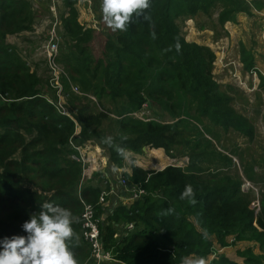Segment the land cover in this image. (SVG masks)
<instances>
[{
  "label": "trees",
  "instance_id": "trees-1",
  "mask_svg": "<svg viewBox=\"0 0 264 264\" xmlns=\"http://www.w3.org/2000/svg\"><path fill=\"white\" fill-rule=\"evenodd\" d=\"M35 2L0 0V240L27 235L22 229L23 223L39 211V205L53 203L73 213V228L80 237L78 243L74 242L73 251L80 264H85L90 259V250L81 233L80 197L96 206L97 216L104 211L97 205L99 194L95 189H84L81 196L77 194L83 168L71 158L75 152L69 144L76 124L49 103L50 99L55 100L49 79L38 71L31 72L8 43L10 36L30 30L36 17ZM253 9L262 10L264 4L260 5L259 0L251 3L246 0H150V8L144 15L150 16L151 22H146L143 16L134 17L126 31H111L100 58L91 52L92 31H86V40L78 38L68 48L69 52L63 53L75 84L69 80L81 92H93L104 111L111 109L102 104L103 100L118 101L113 113L119 120L115 134L105 126L110 116L102 110L85 112L83 102L90 99L74 96L71 83L62 78L69 110L81 129L79 143L91 142L107 150L110 163L117 168L123 166V156L114 150L117 146L134 151L148 146L170 153L181 143V121L163 125L151 121L141 123L125 116L141 111L149 100L168 107L177 116L172 109L176 107L173 84L186 97L199 102L202 114L211 111L219 116L221 106L229 103L211 79L214 54L207 47L187 43L180 23L200 14L212 18L213 12L219 11V22L224 25L239 14L249 15ZM68 17V14L63 16L60 32L73 38L76 32L81 33L82 27L76 14L65 19ZM203 28L201 25L200 29ZM177 43L179 51L175 47ZM229 122L226 119L223 125L227 127ZM236 127L241 131L243 126ZM243 131L247 129L243 127ZM106 137L112 138V145L104 143ZM154 153L160 156V152ZM123 178L147 195L129 208H116L101 225L105 249L113 251L119 264H182V258L191 256L207 261L217 253L211 241L213 237L220 248L240 242L258 244L261 255H255L251 249L238 254L245 264L264 263V193L256 213L239 190L225 185L216 176L204 180L175 166L158 172L133 166L132 173H124ZM188 184L195 190V203L180 199ZM169 208L174 212L162 215ZM131 222L136 223V231L115 239L118 225ZM229 238L234 241L230 243ZM211 264L238 263L220 255Z\"/></svg>",
  "mask_w": 264,
  "mask_h": 264
},
{
  "label": "rangeland",
  "instance_id": "rangeland-1",
  "mask_svg": "<svg viewBox=\"0 0 264 264\" xmlns=\"http://www.w3.org/2000/svg\"><path fill=\"white\" fill-rule=\"evenodd\" d=\"M246 1L251 3L255 0ZM29 2L36 3V6H33L36 17L30 30L10 36L8 43L12 45L13 50L31 69V72L38 71L45 79H49L50 87L52 71L47 61V48L52 39L53 24L57 20L60 25L55 39L61 48L57 65L62 78L72 80L71 73L66 67L69 61L64 55L69 52L70 46L78 42V38L86 40L84 36L86 31H92L90 44L92 54L97 58L102 57L106 37L112 30L102 20L100 0H60L56 4L57 17L54 16L50 0H29ZM259 2L260 5L264 4V0ZM70 4H73L71 8ZM219 13L214 11L212 18L200 14L193 20H187L180 25L187 43L207 47L214 54L211 79L217 84L219 94L229 104L221 106L219 116L213 115L211 111H207L204 115L200 112L199 102L195 98L186 97L182 89L173 84L171 86L174 94L173 105L176 107L172 109L176 110L177 116H173L168 107L165 108L152 100L146 103V110L150 114L147 118L154 123L166 125L181 121L180 145L170 153L163 148L145 146L143 149L146 152L143 149L137 151L127 149V154H136L137 161L143 167L149 168L146 171L158 172L168 166H175L184 172L203 177L204 180H209L210 176H216L225 185L228 184L235 191L239 190L241 196L250 204V208L258 213L264 193V9H253L249 15L246 14L247 17L240 14L234 21L224 25L219 22ZM67 14L70 17L65 19H71L73 14H76L77 21L82 27L81 33L77 35L76 32L73 38L60 32L62 18ZM201 25H204L202 30ZM69 82L71 83L70 80ZM74 84L71 83L73 92L75 88H78ZM51 90L54 91L52 87ZM86 92L88 93H83L79 89V94L74 95L90 99V102H83L84 111L97 113L102 110L110 116L105 126L116 134V123L119 118L113 111L118 106V101L111 103L108 99L103 100L102 104L112 112L104 111L97 98L91 94L93 92ZM65 98L69 107L68 96L66 95ZM142 113L141 110L126 114L125 117L148 123L140 117ZM226 119L230 121L227 127L223 125ZM239 124L248 132L243 131V127L241 131L238 130L236 126ZM80 132L81 129L79 134ZM104 151L108 155V151ZM154 152H160V156ZM124 159L123 156L122 163ZM158 159H163V163H160ZM104 190L108 191L109 185L104 186ZM211 241L217 248V253L212 254L206 264H211L220 255L226 256L235 263L245 264L244 258L240 257L238 252L248 249L257 256L261 255L259 245L256 243L240 242L235 246L220 248L216 245L214 237ZM233 241V238H229L230 243ZM190 258L195 259L194 256ZM85 264L88 263L85 262Z\"/></svg>",
  "mask_w": 264,
  "mask_h": 264
},
{
  "label": "clouds",
  "instance_id": "clouds-1",
  "mask_svg": "<svg viewBox=\"0 0 264 264\" xmlns=\"http://www.w3.org/2000/svg\"><path fill=\"white\" fill-rule=\"evenodd\" d=\"M149 8L150 0H100L102 20L114 32L126 31L134 17L143 16L150 23L151 17L144 15ZM152 38H156L154 31ZM175 47L180 50L179 43ZM104 143L112 145V138L106 137ZM116 150L126 157V149L117 146ZM180 199L195 203L191 184L185 185ZM173 212L174 209L169 208L162 215ZM22 229L27 235L0 240V264H80L73 251L74 242L78 243L80 237L73 228V213L69 209L44 202L39 205V211L23 223ZM182 264H206V261L203 257H184Z\"/></svg>",
  "mask_w": 264,
  "mask_h": 264
},
{
  "label": "built area",
  "instance_id": "built-area-1",
  "mask_svg": "<svg viewBox=\"0 0 264 264\" xmlns=\"http://www.w3.org/2000/svg\"><path fill=\"white\" fill-rule=\"evenodd\" d=\"M60 0H50L52 4V9L55 13L54 16L57 17V7L56 4ZM59 22L58 20L56 23L53 24V32H52V39L50 40L47 48V61L49 64V67L52 71V78H51V87L54 89L55 94V100H49V103L52 104L57 111L68 118H70L75 124H76V132L73 135V137L70 140V147L75 152L72 155V159L76 161L77 163H80L83 168V177L86 176L88 172V156L86 154L87 150L84 147V144H81L78 142L79 140V130L80 127L77 125V121L73 113L69 110V107L66 102V94H65V88L62 84V77H61V71L60 68L57 65V58L58 54L60 52V45L56 41L55 37L59 31ZM74 93L79 94V89L75 88ZM147 105H144L142 111L143 113L140 115L142 119L149 122V116L150 114L146 110ZM122 183L125 186H130L129 193L131 194V198L133 201L137 202L144 196H146V192L142 189H140L137 186L129 185L128 182L122 178ZM81 196V193H79ZM107 193L103 192L99 197L98 205H102L106 202ZM80 200L83 205V212L81 214L80 224H81V233L82 238L86 242L87 245H89L90 249V259L87 263L89 264H104V263H118L116 261L113 251L112 250H106L105 244L103 241V236L101 232V225H102V217L97 216L96 206L90 203H87L86 201L82 200L80 197ZM137 228L135 222H131L126 225V233L125 237L130 235L133 230ZM136 231V230H135ZM115 239H119V235L115 234ZM93 262V263H92ZM119 264V263H118Z\"/></svg>",
  "mask_w": 264,
  "mask_h": 264
},
{
  "label": "crops",
  "instance_id": "crops-1",
  "mask_svg": "<svg viewBox=\"0 0 264 264\" xmlns=\"http://www.w3.org/2000/svg\"><path fill=\"white\" fill-rule=\"evenodd\" d=\"M242 14L243 17H247L246 14ZM84 147L87 150L86 154L89 161L88 172L82 179L80 185L77 187V194L79 195V193H81V191L84 189H95L98 192L99 197L103 192L107 193L106 202L102 205L97 204L98 206H101L102 210L104 211L101 214V217L102 222L105 224L108 217L113 214L116 208L120 206L129 208L135 203V201H133L131 198V194L128 192L130 186H125L122 183L123 174H131L133 165L143 168L144 170H149V168L143 167L140 162L137 161L138 156L136 154H127L124 159L125 161L123 163V167L117 168L110 163L109 156L105 154V151L98 145L91 142H85ZM143 150L145 151V149ZM158 160H160V163H163V159ZM132 162L134 164H132ZM107 185H109L108 191L104 190V186ZM126 225H118V230L116 233L119 235L118 240L125 237ZM135 230H133L132 233H134Z\"/></svg>",
  "mask_w": 264,
  "mask_h": 264
},
{
  "label": "water",
  "instance_id": "water-1",
  "mask_svg": "<svg viewBox=\"0 0 264 264\" xmlns=\"http://www.w3.org/2000/svg\"><path fill=\"white\" fill-rule=\"evenodd\" d=\"M106 217V216H105ZM105 217H104V219H105Z\"/></svg>",
  "mask_w": 264,
  "mask_h": 264
}]
</instances>
